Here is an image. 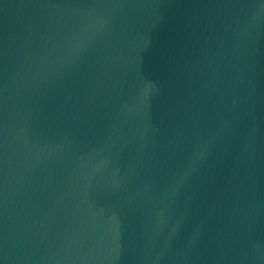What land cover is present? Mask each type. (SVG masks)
<instances>
[{"label": "water", "instance_id": "water-1", "mask_svg": "<svg viewBox=\"0 0 264 264\" xmlns=\"http://www.w3.org/2000/svg\"><path fill=\"white\" fill-rule=\"evenodd\" d=\"M264 123V0H0V264H51Z\"/></svg>", "mask_w": 264, "mask_h": 264}]
</instances>
